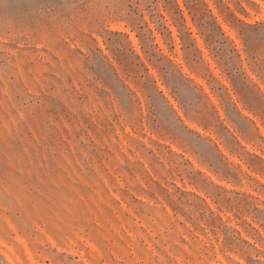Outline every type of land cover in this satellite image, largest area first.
<instances>
[{"label":"rangeland","instance_id":"rangeland-1","mask_svg":"<svg viewBox=\"0 0 264 264\" xmlns=\"http://www.w3.org/2000/svg\"><path fill=\"white\" fill-rule=\"evenodd\" d=\"M259 10L256 0H0V264H264V22L245 24ZM169 14L190 54L177 56L181 70L212 88L210 113L232 136L226 148L194 128L215 146L211 169L177 146L163 113L147 118L141 92L163 89L148 60L177 79L148 27L158 20L155 35L169 38ZM193 18L210 39L221 23L241 30L248 59L227 79L187 38Z\"/></svg>","mask_w":264,"mask_h":264},{"label":"clouds","instance_id":"clouds-1","mask_svg":"<svg viewBox=\"0 0 264 264\" xmlns=\"http://www.w3.org/2000/svg\"><path fill=\"white\" fill-rule=\"evenodd\" d=\"M257 4L264 5V0H256ZM259 14L252 13L251 18L245 21L247 25H255L257 21L264 22V7H260ZM143 9V6L141 7ZM165 9L159 8V14L162 15ZM172 15L164 17L163 22H166L171 29V36L164 38L163 36L155 35L159 28L157 21L152 19V23L148 24V27L152 30L154 39V47L156 53L159 56L165 58L170 62L171 68L174 71L177 79L170 81L169 78L161 72L160 66L148 60L152 64L151 75L159 79L160 85H163V89L158 86L153 87L151 91L144 90L141 95L144 96L145 107L148 111V120L151 123L153 119L159 113H163L165 117V124L173 130L172 137L177 142V146L184 149L189 155L196 161L197 164L207 165L210 169L214 168L213 164L206 159L205 151L214 153L216 157L215 146L206 138L198 135L195 131V127H204L211 129L217 134V139L221 144L227 148L232 143V136L229 132L222 131L220 129V121L213 117L210 113L211 109L215 108V105L211 103L207 97L216 95L212 88L209 86L208 91H203V87L198 85L191 77L185 74L181 70L180 64L177 62V56L181 59L190 55L186 51H181L184 47L183 37L179 30L172 25L175 23V19H170ZM144 20L149 19V15L143 17ZM243 20V17H240ZM187 38L190 39L196 50L201 53V58L206 63H211L214 66V73L218 77H224L227 79L226 73L234 67L236 58L240 60L248 59L247 47L244 36L241 34V30L234 25L221 23L218 29V33L211 39L209 38L210 30L202 27L194 18L189 20L184 26ZM109 31H116V29H109ZM119 31L125 33L131 39L129 43L134 50L139 49V42L136 40L133 32L126 26L121 25ZM258 35L264 37V30ZM173 48L175 50H173ZM103 54L108 57L109 61L115 64L108 51L101 49ZM170 57V59H169ZM147 59V55L145 56ZM254 63V61H253ZM185 64L187 61L185 60ZM195 64V62H193ZM188 70L200 79L206 77L203 73L196 70L193 65H188ZM245 72L249 78L255 82L258 77L256 75L257 68L249 64L245 67ZM261 92H264V70H261L259 75ZM126 92L129 96V100L135 103L134 97L126 88ZM111 103L114 104L117 109L126 114V109L121 103L119 96L113 95ZM216 104L221 107H225L219 97ZM225 111L228 113L224 119L228 120L232 126V131H238L241 138L247 141L251 135L247 125L242 123L239 118H233L230 114V110L225 107ZM136 115H139L138 106L136 107ZM132 116L127 115L125 119H129ZM262 123H264V115L261 116ZM261 134L264 135V128L261 129ZM261 143H264L262 141ZM251 150V149H249ZM189 169L191 164L188 165ZM242 264V262H241Z\"/></svg>","mask_w":264,"mask_h":264},{"label":"bare ground","instance_id":"bare-ground-1","mask_svg":"<svg viewBox=\"0 0 264 264\" xmlns=\"http://www.w3.org/2000/svg\"><path fill=\"white\" fill-rule=\"evenodd\" d=\"M121 27V26H120ZM116 28H117V26H116ZM120 29V28H119ZM118 29V30H119ZM117 30V29H116ZM137 52V51H136ZM187 74V73H186ZM189 74V73H188ZM189 76V75H188ZM200 85H201V81H199V80H196ZM203 86V85H202ZM203 88H205V87H203ZM206 91V90H205ZM215 102V101H214ZM249 117V116H248ZM210 176V175H209ZM215 181V180H214Z\"/></svg>","mask_w":264,"mask_h":264},{"label":"snow or ice","instance_id":"snow-or-ice-1","mask_svg":"<svg viewBox=\"0 0 264 264\" xmlns=\"http://www.w3.org/2000/svg\"><path fill=\"white\" fill-rule=\"evenodd\" d=\"M260 7H264V5H259Z\"/></svg>","mask_w":264,"mask_h":264}]
</instances>
